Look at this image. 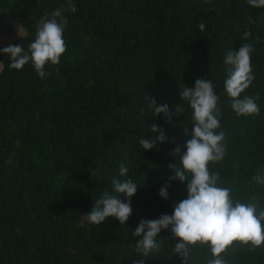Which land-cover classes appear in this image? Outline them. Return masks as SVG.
<instances>
[{"label":"trees","instance_id":"16d2710c","mask_svg":"<svg viewBox=\"0 0 264 264\" xmlns=\"http://www.w3.org/2000/svg\"><path fill=\"white\" fill-rule=\"evenodd\" d=\"M66 50L57 65L46 64L41 79L31 65L9 70L0 56V264H133L131 231L141 219L171 214L186 197V184L170 183L169 199L158 195L172 175L173 152L190 131V112H176L179 91L205 77L221 96L220 125L225 155L212 162L221 186L234 200L264 208V9L246 0H71ZM67 8V0H0V9L18 19L34 38L45 13ZM205 29L200 31L198 23ZM249 33L245 40L243 34ZM0 33V39L3 36ZM1 41V40H0ZM250 44L255 79L241 96H253L259 112L238 117L223 94L225 52ZM167 104L170 122L155 117L148 100ZM167 140L144 151L142 137L154 139L152 123ZM120 163L139 186L125 225L108 218L95 226L86 215L111 188ZM96 173L97 177L92 175ZM160 249L145 264H181L170 231L160 233ZM227 264H264V243L234 242ZM206 247H196L190 264H206Z\"/></svg>","mask_w":264,"mask_h":264},{"label":"clouds","instance_id":"9594fccd","mask_svg":"<svg viewBox=\"0 0 264 264\" xmlns=\"http://www.w3.org/2000/svg\"><path fill=\"white\" fill-rule=\"evenodd\" d=\"M246 3L252 9H264V0H246ZM76 10L75 4L67 0V8H58L51 16L45 13L37 21L34 38L27 48L22 44L0 48V56L8 60L7 68L21 70L30 64L44 79L46 64H59L66 50L63 33L68 18L63 12L75 13ZM197 27L203 31L205 24L198 23ZM243 36L246 40L249 33L246 31ZM253 51L250 44L243 43L237 50L228 49L223 57L226 76L222 91L238 117L259 112L255 97L241 96L255 79L251 65ZM179 98L176 112L183 113L187 107L190 131L185 127L187 138L183 145L174 149V162L168 165L172 175L168 176L158 195L167 201L169 184L179 182L186 184V197L173 204L170 215L165 213L158 218L138 222L131 236L135 240L133 251L140 259H134L133 264H145L144 258L160 249L162 230L170 231L176 240L171 250L180 258L181 264H190L191 253L196 247L207 248L210 259L206 264H227L224 254L234 242L253 249L264 243V208L258 209L254 201L242 203L234 200L232 189L221 186L219 174L210 169L212 162L221 161L225 155V134L220 125L221 96L213 81L205 77L196 79L192 88H180ZM148 101L155 117L163 114L166 122H170L171 113L167 104L157 105L154 99ZM149 129L150 133L157 135L154 139L142 137L138 140L144 151L157 149L167 140V134L155 122ZM128 171L126 164L120 163L117 176L111 179L110 190L103 191L90 211L83 215L88 223L98 226L108 218H115L120 225H125L132 214L131 199L139 187L128 176ZM92 175L98 178L96 173ZM253 180L264 185V171H258Z\"/></svg>","mask_w":264,"mask_h":264},{"label":"rangeland","instance_id":"374dc122","mask_svg":"<svg viewBox=\"0 0 264 264\" xmlns=\"http://www.w3.org/2000/svg\"><path fill=\"white\" fill-rule=\"evenodd\" d=\"M2 32L4 35L0 39V44L8 42L12 38H19L20 36L23 37L25 35L24 30L20 25L18 19L11 17L10 14L6 13L3 9H0V33ZM1 70L2 67H0V71Z\"/></svg>","mask_w":264,"mask_h":264}]
</instances>
